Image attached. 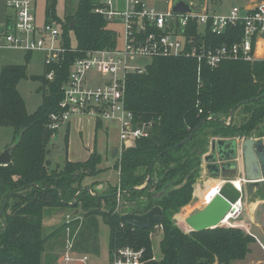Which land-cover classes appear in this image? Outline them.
Returning <instances> with one entry per match:
<instances>
[{
    "label": "trees",
    "instance_id": "obj_1",
    "mask_svg": "<svg viewBox=\"0 0 264 264\" xmlns=\"http://www.w3.org/2000/svg\"><path fill=\"white\" fill-rule=\"evenodd\" d=\"M56 4L57 0H47L46 19L62 25L67 49L74 45V34L77 51H68L55 66V79L46 77L50 67L30 77L27 65H4L0 71V127H11L13 142L19 140L12 162L0 166V264H43L46 246L55 235L46 234V212L70 204L86 212L74 240V250L82 254L99 252L102 217L109 229L111 262L114 252L126 247L145 249L146 264L244 261L255 243L251 234L233 226L187 233L174 218L192 202L202 160L213 140L264 138V60L229 61L212 69L194 58L162 57L151 60L144 73L130 74L126 108L136 121L153 123V130L149 138L122 151L114 165L120 172L118 184L91 195L83 182L105 172L101 156L94 151L85 162L67 160L62 168L52 169L49 117L60 109L73 61L90 50L116 48L120 35L95 13L100 0H79L73 28L72 21L61 23ZM189 33L197 35L196 22ZM236 39L209 37L214 44ZM30 57L28 53L26 59ZM28 79L44 83L38 89L42 103L33 113L19 91L20 82ZM191 135L189 142L176 148ZM121 202L135 205L134 212L140 215L162 209L160 259H154L152 247L157 228L138 230L123 224Z\"/></svg>",
    "mask_w": 264,
    "mask_h": 264
},
{
    "label": "built area",
    "instance_id": "obj_2",
    "mask_svg": "<svg viewBox=\"0 0 264 264\" xmlns=\"http://www.w3.org/2000/svg\"><path fill=\"white\" fill-rule=\"evenodd\" d=\"M7 7L12 14L1 34L0 47L43 53L45 67L53 68L46 77L53 81L55 66L61 63L68 51H77L76 47L72 45L71 49L66 48L59 24L46 18L41 23L38 21L36 0H7ZM94 11L109 24H120L123 31L118 32L120 38L116 48L90 50L73 61L63 87L60 109L49 117L51 139L78 117L92 118L98 123H114L122 151L129 144L149 138L153 123L136 121L125 103L128 76L144 73L149 65H138L137 59L187 57L212 69L229 61L254 63L264 60V0L244 9L234 6L227 15L207 12L177 14L172 9L160 12L143 0H125L122 11H116L113 1L107 0ZM193 22L197 23V35L189 33ZM210 36L237 39L214 44L209 41ZM91 71L111 79L100 85H88L87 75ZM224 184L225 181H222L221 185L206 194L207 204L220 194ZM243 210V199H239L220 226H232ZM156 228L162 230V225ZM67 247L69 250L63 257L66 264L87 262V256L78 257L71 251L74 249V238ZM111 264H146L145 249H118L113 254Z\"/></svg>",
    "mask_w": 264,
    "mask_h": 264
},
{
    "label": "rangeland",
    "instance_id": "obj_3",
    "mask_svg": "<svg viewBox=\"0 0 264 264\" xmlns=\"http://www.w3.org/2000/svg\"><path fill=\"white\" fill-rule=\"evenodd\" d=\"M102 3L107 0H100ZM114 3V9L116 11H122L124 9V0H112ZM261 0H209L208 9L210 14L217 15H227L231 11L234 6L240 7L244 9L246 6H252L254 4L260 3ZM46 3L47 0H36V15L38 17V21L41 23L46 18ZM79 4V0H57L56 4V14L61 20V23H67L68 21H72V15L76 11ZM12 12L7 7V0H0V34L2 30L5 29L7 16H10ZM62 28V25L59 24ZM109 28L118 30L117 32L121 33L123 28L120 24H109ZM71 38L74 46L76 45V40L74 34H71ZM28 53L23 51H8L5 49H0V71L4 65L7 64H15V65H27V74L28 76L33 75H42L45 70V56L43 53H31V57L26 59ZM151 59L149 58H141L137 59L136 63L138 65L144 66L149 64ZM87 84L88 85H100L111 79V77H107L97 71H91L87 75ZM44 83L41 81H33L31 79L23 80L20 82L19 91L22 94L27 109L30 113H33L42 103V95L38 92L39 88H43ZM104 128L109 129L108 133L106 131H99V140L103 141L104 144L101 148L103 149V157L101 156V168L105 169L107 172L110 169H114L115 162L121 156L120 148L116 147L115 149L119 150L117 156H111L108 153L106 157L105 144L107 140L109 142V146L119 145V132L117 126L114 123L104 121ZM110 133V137L107 139L108 134ZM66 128L63 127L57 132V136H55L51 140V156L52 160L51 168L56 169L58 167H63L65 165L66 160ZM254 137V136H253ZM255 139V138H254ZM14 140V131L11 127H0V152L4 151L9 145L13 143ZM241 141V140H239ZM133 145L129 144L125 146V148L132 147ZM211 144L208 149L207 154L210 153ZM204 164V158L202 160ZM60 165V166H58ZM205 165V164H204ZM104 172V173H105ZM98 177V176H97ZM96 177V178H97ZM115 177V173H114ZM86 179L83 182L84 187L89 191L91 195H97L102 191H105L108 186L104 184L102 179ZM102 178V177H101ZM212 177L208 170L203 169V176L200 173V177L197 180L199 185L202 184L204 180H211ZM225 181L224 177H218ZM218 183V182H217ZM216 184V183H215ZM222 184V182H219ZM103 185V187H99ZM205 190V188H204ZM206 191V190H205ZM214 190V194H216ZM264 198V185L261 189H258L254 194H249L247 189L244 188L243 202H244V210L242 215L239 217L237 221H235L232 226L240 228L247 234H251L255 238V243L251 245V253L244 261L235 262L233 264H264V216L259 217L261 215L260 205L256 204L257 200H261ZM74 204H76L74 202ZM196 203L192 202L187 207L183 208L182 211L175 216V221L178 226L184 230L185 232H191L190 228L186 224V219L192 216L194 213L196 214L198 210V206ZM204 209V208H203ZM202 209V210H203ZM257 215V216H256ZM264 215V214H263ZM86 212L79 207H75V205L70 204L69 207L61 208L57 211H50L46 213L44 219V227L46 234H55L53 238L50 240L48 245L46 246V251L43 254V264H66L63 261V257L65 253L69 250V243L72 244L73 238L74 240L81 232L83 224H85ZM58 219V223H56L53 227V223ZM60 219V220H59ZM99 222V252H89V253H79L78 251L71 249L72 252L78 254V257L87 256L88 260L85 264H111V255L109 249V229L103 222L102 217L98 218ZM229 226V227H232ZM51 227V228H50ZM220 227H227L222 225ZM62 230V231H61ZM57 231H60L59 233ZM162 239V232L159 228L153 233L152 237V247H153V256L155 259L161 258V250H160V242ZM70 264H82L79 262H73Z\"/></svg>",
    "mask_w": 264,
    "mask_h": 264
},
{
    "label": "water",
    "instance_id": "obj_4",
    "mask_svg": "<svg viewBox=\"0 0 264 264\" xmlns=\"http://www.w3.org/2000/svg\"><path fill=\"white\" fill-rule=\"evenodd\" d=\"M172 11L177 14H202L203 8L192 4L189 0H175ZM74 25L75 20L71 22L70 28ZM233 113L234 111L231 112V117ZM191 138L192 135L176 148L186 144ZM18 144L19 140L0 153V166H7L12 162V154ZM118 152V149L114 148L112 155L117 156ZM204 162L208 173L215 178L224 177L225 184L212 202L186 219L187 226L195 232L220 227L232 205L243 199L244 188L252 195L254 190L264 185V138L241 141L215 139L211 142L210 153L204 156ZM240 169H242V177L239 176ZM236 182H239L240 186H237ZM165 192L166 190L154 196V200L162 198ZM135 208V205H126L124 202L119 204L123 224L138 230L162 225L163 212L160 207H155L144 215L136 214Z\"/></svg>",
    "mask_w": 264,
    "mask_h": 264
},
{
    "label": "crops",
    "instance_id": "obj_5",
    "mask_svg": "<svg viewBox=\"0 0 264 264\" xmlns=\"http://www.w3.org/2000/svg\"><path fill=\"white\" fill-rule=\"evenodd\" d=\"M143 1L147 4H149L150 6L156 8L160 12H166V11L172 9V4L174 3L175 0H143ZM189 1L196 6L202 7L203 12H207L208 14H210L209 9H208L209 8L208 7L209 0H189ZM124 7H125V0H124ZM248 7H251V6H246L245 8H248ZM9 20H10V16H7L6 26H7V23ZM6 26H5V28H6ZM3 30H2V32H3ZM113 30H115L116 32L118 31L116 29H113ZM1 34H0V38H1ZM0 41H1V39H0ZM0 49H5L8 51H21V50H16V49H11V48H3V47H0ZM7 65H15V64H7ZM37 76H39V75H37ZM64 127L66 128V135H65V137H66V140H65L66 141V151H65L66 152V160H65V162L67 160L70 162H85L90 158V155L94 151H96L100 156L103 157V149L101 150V148L104 144H102L103 141L100 142V140H99V131L105 130L106 133H108V131H109V129L104 128L103 123H98L94 119L88 118V117H78V118L73 119L72 122H70L68 125H66ZM109 137H110V133L108 134L107 139ZM108 140H107V143L105 144L106 146H105V150H104L106 152V157H107L108 153L111 154V156H112V151L114 148H116V147L119 148V145L118 146H115V145L109 146ZM50 156H51V154H50ZM118 160L119 159H117V161ZM204 164L202 163V166H201L202 176H203V169H204V172H205V169H207L206 163H204ZM58 166H60V165H58ZM114 173H115V177H114ZM239 176L242 177V169H240ZM99 177H100V179H102L104 181L105 186L106 185L107 186H109V185L115 186L119 182L120 172L115 170V169H110L107 172L100 174L97 178H99ZM89 179H95V178H89ZM222 181L223 180L218 179V178H211V180H207V179L204 180L203 179V182L201 185H199V183L196 182V184L194 185L193 202H195L196 203L195 205L199 207L198 212H200L207 205L206 199H205L206 194L208 192H210L211 190H213L216 186L221 185V184H219V182H222ZM262 186L263 185H261L259 188L254 190V192H257V190L261 189ZM99 187H103V185H101ZM204 188L206 191L204 190ZM256 202H257L256 204L260 205V209L262 211L261 215H259V217L257 215L256 216H257V218L263 217L264 216L263 215L264 214V198L261 200H257ZM53 210L57 211L59 209H51V210H48L46 213L53 211ZM176 216H178V215H176ZM58 222L59 221L57 219L51 227H53Z\"/></svg>",
    "mask_w": 264,
    "mask_h": 264
},
{
    "label": "bare ground",
    "instance_id": "obj_6",
    "mask_svg": "<svg viewBox=\"0 0 264 264\" xmlns=\"http://www.w3.org/2000/svg\"><path fill=\"white\" fill-rule=\"evenodd\" d=\"M236 185H237V186H240V185H239V182H236Z\"/></svg>",
    "mask_w": 264,
    "mask_h": 264
}]
</instances>
